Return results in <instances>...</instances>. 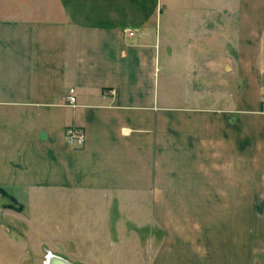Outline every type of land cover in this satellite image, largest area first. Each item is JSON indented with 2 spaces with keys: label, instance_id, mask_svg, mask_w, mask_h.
<instances>
[{
  "label": "crops",
  "instance_id": "0c3cea01",
  "mask_svg": "<svg viewBox=\"0 0 264 264\" xmlns=\"http://www.w3.org/2000/svg\"><path fill=\"white\" fill-rule=\"evenodd\" d=\"M263 90L264 0H0V188L103 207L88 264H263Z\"/></svg>",
  "mask_w": 264,
  "mask_h": 264
},
{
  "label": "rangeland",
  "instance_id": "374dc122",
  "mask_svg": "<svg viewBox=\"0 0 264 264\" xmlns=\"http://www.w3.org/2000/svg\"><path fill=\"white\" fill-rule=\"evenodd\" d=\"M175 69L177 74L184 73L182 55H177ZM159 75V95H171L174 92L177 96L189 94L183 78L174 91V87L162 85V67ZM197 84L203 85V82L192 81L191 86ZM200 103L205 105V99ZM16 193L14 202L0 194V264H44L47 252L88 264V254L92 252L89 246L90 238L95 236L93 230L105 217L103 207L90 202L84 193L63 199L57 198L54 192H39L29 197L25 193ZM20 204L22 207L18 208ZM259 204L257 201L256 206ZM98 210L102 212L98 213ZM256 210L260 212V209ZM111 217L115 218V215ZM114 236L112 232L113 239ZM65 241L75 244V248L70 243H64ZM45 244L47 246L43 247ZM105 249L113 258L118 256L119 261H116V264H138L133 247L110 246ZM257 256L259 262L264 264V251H258ZM113 262L110 264H114Z\"/></svg>",
  "mask_w": 264,
  "mask_h": 264
},
{
  "label": "built area",
  "instance_id": "2783aa9c",
  "mask_svg": "<svg viewBox=\"0 0 264 264\" xmlns=\"http://www.w3.org/2000/svg\"><path fill=\"white\" fill-rule=\"evenodd\" d=\"M128 32L130 35H132L130 31ZM106 92L110 95H113L115 93L113 89H108ZM75 94H76L75 88L71 87L68 89L66 96L67 105L69 106L75 105L76 102ZM65 139H66V143L69 146L78 148L81 147L85 142V133L83 130L77 127L69 126L65 129Z\"/></svg>",
  "mask_w": 264,
  "mask_h": 264
},
{
  "label": "water",
  "instance_id": "95a60500",
  "mask_svg": "<svg viewBox=\"0 0 264 264\" xmlns=\"http://www.w3.org/2000/svg\"><path fill=\"white\" fill-rule=\"evenodd\" d=\"M44 264H74V263L68 261L67 259L61 256H58L51 252H47L44 259Z\"/></svg>",
  "mask_w": 264,
  "mask_h": 264
},
{
  "label": "trees",
  "instance_id": "16d2710c",
  "mask_svg": "<svg viewBox=\"0 0 264 264\" xmlns=\"http://www.w3.org/2000/svg\"><path fill=\"white\" fill-rule=\"evenodd\" d=\"M0 194H1L2 196H5V197H7L8 199L12 200L13 202L15 201V198H14L12 195L8 194L3 188H0ZM9 207H12V206L9 205ZM21 207H22L21 204L18 205V208H21ZM12 208H13V207H12Z\"/></svg>",
  "mask_w": 264,
  "mask_h": 264
}]
</instances>
